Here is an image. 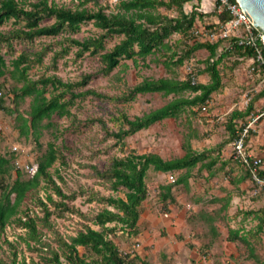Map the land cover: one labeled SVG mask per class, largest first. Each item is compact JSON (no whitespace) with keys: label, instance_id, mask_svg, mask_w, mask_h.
Returning a JSON list of instances; mask_svg holds the SVG:
<instances>
[{"label":"rangeland","instance_id":"rangeland-1","mask_svg":"<svg viewBox=\"0 0 264 264\" xmlns=\"http://www.w3.org/2000/svg\"><path fill=\"white\" fill-rule=\"evenodd\" d=\"M50 1L71 8L98 9L102 7L107 13H111L116 12L121 0H89L84 4L81 3L82 0ZM202 5L203 3H201ZM201 6L200 9L204 11L205 15L197 18L196 27L191 29L189 34L175 32L169 37L178 53H183L188 45L195 41H210L208 40L209 34L219 28L218 22L221 21L215 23V17L217 16L219 19L223 12L219 10L218 4L214 2L210 8L206 5ZM158 11L171 17L177 16L178 13L175 8L168 9L164 6L159 7ZM12 26V21H9L1 29L8 30ZM196 31L198 32L196 33ZM103 32L93 22H87L82 24L80 31L72 36L82 40L98 36ZM69 35L64 32L57 36L39 37L32 42L15 39L9 45L0 41L1 54L6 58L8 65L12 58L23 51L45 50L43 61L35 63L29 70L31 78L57 76L66 82L76 83L83 81L86 75L91 74L86 85H76L75 91L83 92L91 89L103 94V96H97L90 93L70 100L69 114L55 113L49 119L46 118L42 121L41 134L38 139H35L33 135L28 138L21 136L18 128L19 122L16 118L19 114L29 116L33 96L26 97L25 100H18L19 110L14 114H8L0 109V154L13 156V161L20 160L22 165L38 164L40 157L47 151L49 143H54L60 151V158L49 170L53 174V179L64 192L70 196L75 194L73 199H66L68 208L62 206L57 209L47 201L46 194L51 193L53 198L58 201L60 197L45 181H42L43 187L41 186L28 194L17 216L23 217L25 216L24 212L27 211L32 216H37L39 228L44 232L42 238L51 246L57 245L59 235L64 237L75 235L79 230L89 225L97 228L98 226L91 220L104 206L103 203L97 201L98 197L111 194L124 196V193L123 191H113L108 179L96 175L93 166H97L101 171L107 170L114 157H124L131 150H136L139 153L155 152L166 159L180 157L186 153L182 144L185 135L189 134L196 150L214 148L211 155H216L220 151V154L224 155L223 158L228 157L230 163L227 162L228 164L223 170H217L210 176H208L206 168L202 169L198 165L191 170V185L189 186L175 183L179 175L186 170L168 173L150 168L146 179L149 193L147 201L143 202L145 205L142 206L140 219L143 216V226L149 232H157L156 234L162 242L160 248L154 251L152 244L141 247L142 241L135 240V235H130L127 231L121 233L120 227H117V231L112 237L124 241L127 244L124 250L127 252L140 255L141 250L146 251L147 257L149 256V259L152 260L147 259L146 264H171L176 259L175 264H184L185 262H187L185 264H264V231L248 236L254 247L252 255L251 250L241 239H228L230 228H238L240 224H246V214L240 215L242 219L244 218V221H240L234 211L237 205L235 201H231V204L229 202L227 210H222L226 206L228 194H230L228 189L234 190V192L242 191L238 184L228 187V180L233 176L237 178L239 174L246 173L244 167L234 158L233 140H231V134L226 125L234 110H240L239 108L243 107L242 110L245 111L248 105H253L249 115L243 119L238 118L240 121L238 125H240L249 123L258 110L264 106V72L251 70V57L247 58L238 53H231L225 56L218 65L222 75V86L212 93L211 98L206 102L205 109L203 106L187 108L179 117L165 118L146 129L127 136L123 141H117L110 133L120 130L123 126L121 117L124 113L133 118L165 105L174 97L173 94L165 96L159 92H148L138 94L134 100H123V96L130 88L145 77L187 79L191 77V74L197 82L208 83L210 75L205 70V66L209 51L205 48L195 51L192 57L182 65L164 64L159 60H150L154 58L150 56L147 59L148 65L136 67L132 59H123L120 67L114 69L109 75H105L102 71L103 61L100 53L112 48L122 39L123 35L107 37L105 39L106 47L100 53L85 51L82 56L78 55L77 46H72L65 52L63 47L68 45L67 37ZM220 40H223V45H227L229 48L233 47L232 40ZM164 58L162 57L161 60ZM124 64L129 65L125 70ZM21 84L13 80L3 81V78H0V92H2L0 98L6 100V105L15 106L12 101L14 96L12 90ZM51 88L49 86V91L46 93L48 97L52 94ZM61 90L62 88L55 93ZM184 95L188 96L190 92H185ZM66 98H70L69 93ZM262 120L264 117L256 122L251 135L258 133L260 130L258 124ZM196 133L200 134V138H195L194 134ZM15 146L18 147V150L14 149ZM171 175H174L175 181L170 180ZM30 176L32 175L29 172L24 171L25 178ZM15 178L16 170L13 169L3 181L12 184ZM167 184H173L174 201L165 200L162 197L161 193L164 189L161 186ZM45 186L49 187L48 190ZM248 187V191L246 190L244 193L245 199L250 198L255 201L264 199V191L253 193L256 188L253 182ZM40 198L47 202L51 210H55L49 222L44 219L45 210L40 203ZM91 198L93 200L89 201ZM263 211L264 207L255 206V213L262 215ZM202 214L207 217L215 216L217 233L212 231L208 218L204 219ZM174 215L180 217L187 224L190 237L186 233H176V239L175 236L172 239H175L176 243L180 242L181 245H177L175 250L171 249L168 252L165 243L170 240L171 236L165 222L173 218ZM253 224L256 227L258 220ZM113 225L114 223H110L109 226ZM25 232L26 229L18 225L16 217H13L5 231L0 233V264H13L15 259L19 264L23 258H26L29 263L32 258L39 261L40 256L48 252L45 248L43 251L36 247L29 248L21 238ZM137 241L141 243L140 246H136ZM32 244L34 245V243ZM79 248L81 253L86 251L83 246ZM192 252H197L201 258L197 254H194L195 258H190Z\"/></svg>","mask_w":264,"mask_h":264},{"label":"trees","instance_id":"trees-1","mask_svg":"<svg viewBox=\"0 0 264 264\" xmlns=\"http://www.w3.org/2000/svg\"><path fill=\"white\" fill-rule=\"evenodd\" d=\"M89 0H82L84 4ZM203 0H121L117 6L116 12L107 13L104 8L89 9L71 8L60 6L50 0H0V41L7 45L15 39L22 41H34L43 36H57L61 33H69L67 37L68 45L63 47L65 52L72 46L78 47V55L82 56L85 51L91 53H100L105 49V39L113 35H123L122 39L112 48L100 53L103 61L102 71L109 75L121 66L123 59H132L136 67L148 65L150 60H159L164 64L174 63L182 65L187 59L191 58L193 53L199 49H207L209 57L206 61L205 70L210 75V82L192 83L191 78L178 79L170 77L149 78L145 77L142 81L123 96V100H134L140 93L159 92L165 96L174 95L173 99L165 105L144 112L142 115H136L130 118L123 114L121 121L123 126L118 131L110 133L117 141H123L127 136L133 135L142 129L150 127L152 124L162 121L168 117H179L187 108L204 106L211 98L214 91L222 86V75L218 65L222 59L231 54L238 53L240 56L251 57L254 51L248 46H242L233 43L229 48L223 45V40L195 41L189 44L183 53H178L175 46L170 42L169 37L179 32L187 35L190 30L196 27L197 18L205 14L200 9ZM190 5V7H188ZM175 8L177 16H169L158 11V8ZM229 19L227 13L219 17V21L225 22ZM12 21V28L2 30L1 27ZM93 22L104 32L98 36H91L84 39L73 37L72 35L80 31L82 24ZM192 31V30H191ZM263 46V44H261ZM1 46V44H0ZM62 48V49H63ZM221 50V52H220ZM45 50L36 52L23 51L15 58L10 60L8 65L6 58L1 54L0 47V78L3 81L13 80L22 83L13 88L12 101L14 107L6 105V100L0 98V109L8 114H14L19 110L18 100H25L26 97H32L29 116L19 114L16 118L20 135L28 138L33 135L38 139L41 134L42 121L49 119L53 114L66 115L70 113L68 104L70 100L86 95L94 94L103 96L102 93L95 90H86L76 92V85H86L91 78L86 75L81 82H66L57 76H45L33 79L29 76V70L35 63H41L45 57ZM264 54V50H263ZM162 57H165L163 60ZM149 60V61H150ZM129 67L124 64V70ZM2 83V82H1ZM52 88L50 97L46 95ZM58 93L55 91L60 90ZM190 92V95H184ZM2 94V92H0ZM67 93L70 98H66ZM253 109L250 104L245 111L234 110L227 122V129L231 134V140L237 135L235 120L245 118ZM191 135L184 137L183 147L186 154L181 157L164 159L155 152L139 153L131 150L124 157H114L111 166L107 170H99L93 166L96 175L106 177L110 182L113 191H123L124 196L108 195L98 197V202L104 204L95 216L92 218L93 224L81 229L75 235L64 237L59 235L57 245L51 246L49 242L43 240L44 232L39 228L37 216H32L30 212H24L25 216L18 217L21 206L28 194L39 187H43L42 181L60 197L55 200L51 193L46 194L47 201L56 206V208H68L66 199H73L74 196L68 195L53 179L50 168L60 158V151L54 143L50 142L47 151L40 157L37 172L29 178L24 177V171L18 168L13 156L0 154V233L5 231L8 223L13 217H16L18 225L26 229L25 235L21 238L29 248L43 251L47 249L44 255L40 256L39 261L32 258L27 262L23 258L19 264H146L140 256L134 252H124L115 242L112 235L117 231V227L127 231L130 235L138 233L139 220L143 202L148 198L147 175L150 168L161 172L183 171L175 183L189 185L191 170L198 166L211 169L217 162L216 158H211V150L202 152L196 151L191 146ZM230 141V140H229ZM210 158V159H209ZM209 159V160H208ZM16 170V178L12 184L3 181L6 175ZM248 174V173H247ZM264 175V171H263ZM249 176V175H248ZM174 183V184H175ZM48 186H45L48 190ZM164 191L162 197L170 201L175 200L173 194V184L161 186ZM91 198L89 201H92ZM41 205L44 206V219L49 222L51 215L55 210L40 198ZM224 206L222 210H226ZM202 217L208 218L210 228L217 233L215 225V216ZM44 220V221H45ZM260 229L264 226V218L260 219ZM114 223L113 226H109ZM238 230L229 229L228 239L237 238L247 241V237H241ZM34 243V245L32 244ZM80 246L85 247L86 251L81 253ZM17 257V254H15ZM13 264H17L15 259Z\"/></svg>","mask_w":264,"mask_h":264},{"label":"built area","instance_id":"built-area-1","mask_svg":"<svg viewBox=\"0 0 264 264\" xmlns=\"http://www.w3.org/2000/svg\"><path fill=\"white\" fill-rule=\"evenodd\" d=\"M215 2L221 12L229 15V19L225 22H218L219 28L209 34L208 40L215 42L220 39H230L232 43L250 47L254 51V55L251 56V70L264 72L263 31L252 23L239 0H215ZM190 78L193 84L197 83L192 74ZM203 108H206L205 105ZM262 117H264V106L258 110L249 123H241L238 126L237 135L232 142L234 158L244 167L256 187L253 191L254 194L264 191V157L252 153L248 148L247 141L251 131L254 130L256 122ZM14 149L18 150V147L15 146ZM16 165L18 168L29 172L30 175H34L38 170V164L28 163L22 165L20 160H17ZM170 180H176L174 175L170 176Z\"/></svg>","mask_w":264,"mask_h":264},{"label":"crops","instance_id":"crops-1","mask_svg":"<svg viewBox=\"0 0 264 264\" xmlns=\"http://www.w3.org/2000/svg\"><path fill=\"white\" fill-rule=\"evenodd\" d=\"M214 2H215L214 0H203L202 1L203 5L201 7H203V6L206 5V6H208L210 8V7H212L214 5ZM218 21H219V19L216 16L215 17V23H217ZM205 105H206V103H205ZM239 109L241 111H244V110H242L243 107H240ZM235 122H236L235 126L237 128L239 126L238 124L240 123V121L238 119H236ZM258 126H260V130L258 131L257 134L250 135V137H249V139L247 141V145H248L249 150L252 153L264 157V133H263L264 132V130H263L264 129V120H262L258 124ZM194 136H196L195 138H198V137L200 138V134L197 135V133H196V134H194ZM190 142H191L192 148L194 150H196L195 146L193 147V144H192L191 139H190ZM182 146H183V144H182ZM213 149L214 148H209V149H205V150L214 151ZM205 150H201V151L196 150V151L202 152V151H205ZM224 154H225V152H224ZM184 155H182V156H184ZM210 156H211V158H216L217 159V162L215 163V165L211 169H209L207 167H203V168H206L207 169L208 176L215 174V172L217 170L218 171L223 170L226 167V165L228 163H230L228 157L223 158L224 155L223 154L221 155L220 154V151H218L216 155H213L212 154ZM164 159H166V158H164ZM169 159H171V158H169ZM198 165H199V167L201 166V164H198ZM246 173H247V171H246ZM246 173L245 174L244 173L239 174L237 178L235 176H233L235 178L231 177V179L228 180V187L230 185H233V184H238L241 187L240 190H242V191L239 192L238 190H236L237 192H234V190H229L228 189V191L230 192V194H228L229 197L227 198V202H226L225 205L228 208L229 202H230V204H231V201H235L237 203V205L234 208V211L239 216L240 221H244V218L242 219L240 217V215L243 214V213L246 214V221H245L246 224H240V226H238V228H232V229L238 230L240 232L239 234H240L241 237H244V236L247 237V241L246 242H244V240H242V241L251 250V253L253 255L254 254L253 243L250 241V239L248 238V236H251L252 233H257V232H263L264 231V226H263L262 229H260V221H261L260 219H263L264 218V211H263L262 215H259V213H257V212H256L257 213L256 214L254 212L255 211V206L258 207V208L264 207V199H262V200L260 199V200L255 201V200H251L250 198L249 199H245L244 198L245 197V195H244L245 191L246 190L248 191V189H249L248 186L252 183L250 177L247 176L249 174H246ZM190 180L191 179L189 178V185H191ZM220 197H222V196H220ZM199 198H204V197H199ZM215 198H219V197H215ZM219 199H222V198H219ZM146 201H147V199L144 201V203ZM144 203H143V206L145 205ZM172 217L173 218L168 219L165 222V225L167 227V230H168V232H169V234L171 236L170 237V240L167 243H165L167 245V251L168 252L171 251V249H172V251L175 250V248H177V245H181L180 242L179 243H176V240H175L176 237H177V236H175L176 233H186V234L189 235L188 237H190V230H189L187 224L183 220H181L180 217H178L176 215H174ZM255 219L258 220V224H257L256 227L253 224V222L256 221ZM138 230H139L138 233L135 235V237H136L135 240L142 241V245L138 241L136 242L137 244H140L141 247H143V246H145L147 244H152L154 251L155 250H158L160 248V244L162 242H160V240H159V238H158V236L156 234L157 232L156 231L155 232H153V231L149 232L146 229V227L143 226V216H142V218L139 221ZM120 232L121 233H124L123 230H121ZM152 233H154V234H152ZM173 236H175V239H172ZM178 236H180V235H178ZM237 239H239V238H237ZM114 240L119 245L120 249L124 250L126 248L127 244L124 241H120V238H114ZM172 242H174V243H172ZM124 251H126V250H124ZM147 254L148 253L146 251L141 250L139 256H140V258H142V260H145V262H146L147 259H149V256L147 257ZM194 254L199 255L197 252L196 253L195 252H192V254L190 255V258L191 257L192 258H195L194 257L195 256ZM199 258H201L200 255H199ZM149 260H151V258ZM202 260H205V259L202 258ZM175 262H177V259L176 260H173L171 262V264H175ZM185 263H187V262H185Z\"/></svg>","mask_w":264,"mask_h":264},{"label":"water","instance_id":"water-1","mask_svg":"<svg viewBox=\"0 0 264 264\" xmlns=\"http://www.w3.org/2000/svg\"><path fill=\"white\" fill-rule=\"evenodd\" d=\"M252 23L264 33V0H239Z\"/></svg>","mask_w":264,"mask_h":264}]
</instances>
